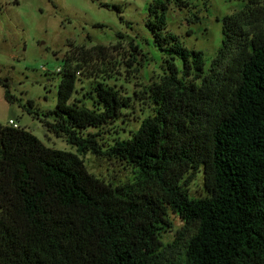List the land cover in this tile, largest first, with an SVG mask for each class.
I'll use <instances>...</instances> for the list:
<instances>
[{"label":"trees","instance_id":"obj_1","mask_svg":"<svg viewBox=\"0 0 264 264\" xmlns=\"http://www.w3.org/2000/svg\"><path fill=\"white\" fill-rule=\"evenodd\" d=\"M242 1L221 18L206 64L203 51L167 30L170 4L193 0H152L146 26L163 55V73L147 88L154 112L107 148L88 129L118 120L132 99L98 81L82 95L88 107L73 97L81 66L63 57L45 124L76 153L0 126V264H264V3ZM4 97L15 99L7 88ZM88 151L128 164L133 179L112 185L90 173L80 157ZM200 171L207 194L194 197L186 179ZM170 211L186 225L178 256L161 238Z\"/></svg>","mask_w":264,"mask_h":264},{"label":"rangeland","instance_id":"obj_2","mask_svg":"<svg viewBox=\"0 0 264 264\" xmlns=\"http://www.w3.org/2000/svg\"><path fill=\"white\" fill-rule=\"evenodd\" d=\"M151 2L0 0V78L7 84L0 85V126L8 125L11 119L44 146L76 153V147L65 134L56 133L45 124L53 120L46 112L56 108L62 59L68 55L73 64L81 66L76 72L73 97L92 107L91 101L82 95L100 81L132 99L131 106L122 110L118 120L99 130L90 128L88 132L98 134L102 148L115 139L130 137L141 121L153 114L147 88L163 73V55L146 26ZM243 3L242 0H193L181 7L171 3L167 30L178 35L188 48L203 51L205 63L209 64L221 42V18L239 10ZM70 43L84 46L85 50L94 45L106 49L103 55L94 50L84 53ZM6 88L15 98L13 102L5 99ZM80 157L90 173L112 185L134 177L131 166L117 159L89 151ZM185 187L194 197L207 194L201 171L190 174ZM169 219L171 227L161 238L168 244L167 254L178 256L177 232L186 225L172 211Z\"/></svg>","mask_w":264,"mask_h":264},{"label":"built area","instance_id":"obj_3","mask_svg":"<svg viewBox=\"0 0 264 264\" xmlns=\"http://www.w3.org/2000/svg\"><path fill=\"white\" fill-rule=\"evenodd\" d=\"M58 71H60V69H57ZM8 125L9 126H12V127H14V128H17V127H19V125L17 124V123H15L13 120H9L8 121Z\"/></svg>","mask_w":264,"mask_h":264}]
</instances>
